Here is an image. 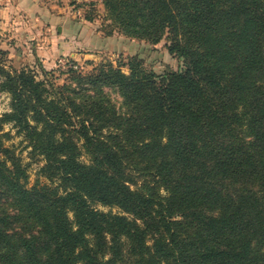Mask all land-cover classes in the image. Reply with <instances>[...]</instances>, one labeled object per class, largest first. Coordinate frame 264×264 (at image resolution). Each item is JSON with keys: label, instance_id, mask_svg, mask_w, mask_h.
Returning <instances> with one entry per match:
<instances>
[{"label": "trees", "instance_id": "1", "mask_svg": "<svg viewBox=\"0 0 264 264\" xmlns=\"http://www.w3.org/2000/svg\"><path fill=\"white\" fill-rule=\"evenodd\" d=\"M103 4L127 34H166L183 66L132 59L57 85L0 60V264H264V0ZM6 124L59 187H27Z\"/></svg>", "mask_w": 264, "mask_h": 264}, {"label": "rangeland", "instance_id": "2", "mask_svg": "<svg viewBox=\"0 0 264 264\" xmlns=\"http://www.w3.org/2000/svg\"><path fill=\"white\" fill-rule=\"evenodd\" d=\"M68 3L73 20L89 25L95 33L92 44L79 52L82 55L77 59L61 56L53 66H45L42 60L36 56L37 54H33L34 51H30L33 49L31 47L26 52L19 46L15 52L3 50L1 45L6 43L7 38L0 34V50L4 52L0 54V60L6 69L17 71L22 69L31 70L39 80L49 79L57 85H62L69 82L71 69L81 74H88L101 64H110L115 68L120 67L124 72H128V63L132 59L140 61L144 69L155 72L158 75L179 71L182 68L183 61L172 55L168 50L169 42L166 39V34L156 43L127 34L111 19L104 7L103 0H80L79 2L68 0ZM87 18H92V22H88ZM61 60H66L67 64L63 65ZM69 64H74L76 67L69 66ZM1 80L0 78V84ZM105 91L109 94L118 110L124 109L122 97L116 88L106 87ZM10 105V95L0 88V117L5 112L10 111ZM4 133H8V135L3 140V143L6 147L11 148L19 158L18 160L27 174V187L29 189L43 186L52 189L59 187L57 179L51 180L45 175L43 172L44 159L32 153V147L23 134L17 133V129L12 124L5 125ZM81 161L88 163L90 159L83 155ZM133 161H138V159ZM140 162L139 159V165L136 167L144 170ZM132 174L134 179H140L139 174H134V172ZM131 188L134 189L135 187L131 185ZM161 193L164 194L165 191L162 189ZM94 206L104 212L111 211L128 215L117 206H104L97 203ZM125 264H133V262L127 259Z\"/></svg>", "mask_w": 264, "mask_h": 264}, {"label": "crops", "instance_id": "3", "mask_svg": "<svg viewBox=\"0 0 264 264\" xmlns=\"http://www.w3.org/2000/svg\"><path fill=\"white\" fill-rule=\"evenodd\" d=\"M0 34L7 38L3 50L31 47L45 66H53L61 56L79 58L95 33L73 20L68 0H0Z\"/></svg>", "mask_w": 264, "mask_h": 264}, {"label": "built area", "instance_id": "4", "mask_svg": "<svg viewBox=\"0 0 264 264\" xmlns=\"http://www.w3.org/2000/svg\"><path fill=\"white\" fill-rule=\"evenodd\" d=\"M75 1L79 2L80 0H75ZM61 62L63 63V65L67 64L66 60H61ZM69 66H75L76 67V65H74V64H69Z\"/></svg>", "mask_w": 264, "mask_h": 264}]
</instances>
